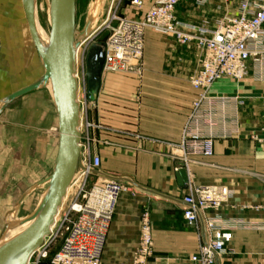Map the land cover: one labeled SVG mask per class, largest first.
Masks as SVG:
<instances>
[{"label": "crops", "instance_id": "0c3cea01", "mask_svg": "<svg viewBox=\"0 0 264 264\" xmlns=\"http://www.w3.org/2000/svg\"><path fill=\"white\" fill-rule=\"evenodd\" d=\"M131 1L124 0L121 16L140 19L154 2L142 0L144 4L139 9ZM200 1L181 0L177 17L196 25L224 17L226 11L219 9L224 4L219 0L207 4ZM227 12L231 16L237 14V0H231ZM29 34L23 1L0 0V100L42 76V64L29 46ZM200 56L194 46H180L173 38L147 30L141 75L102 74L97 99L84 114L88 121L103 127L90 130V152L101 159L99 172L130 178L180 202L188 194L189 185L228 187L232 198L218 212L222 222L230 226L238 221L259 228L231 231L226 253L216 258V264H264V209H257L264 207V145L252 139L253 135L263 137L264 69L260 73L250 62L243 80L225 79L210 90L211 98H238L243 104L229 103L224 114L216 106L218 125L214 131L219 136L214 141V153L211 157L190 156L185 168L188 183L181 185L178 172L185 163L177 146L187 130L195 97L189 79L198 69ZM47 88L32 93H39L50 107L55 162L57 113ZM209 109L208 103L202 106L201 118ZM200 130L203 135L208 134L206 126ZM222 132L226 133L225 138L220 135ZM131 189L135 195L126 192L120 197L101 264L132 262L140 242L144 211L150 216L154 243L148 264H191L190 257L208 239L207 230L205 237L202 234L200 218L198 231L187 224L181 203ZM201 215L205 223L215 213Z\"/></svg>", "mask_w": 264, "mask_h": 264}, {"label": "built area", "instance_id": "2783aa9c", "mask_svg": "<svg viewBox=\"0 0 264 264\" xmlns=\"http://www.w3.org/2000/svg\"><path fill=\"white\" fill-rule=\"evenodd\" d=\"M180 1L154 0L140 19L114 12L99 32L109 30V36L103 43V72L128 71L141 75L140 60L144 54L147 30L173 38L180 46H194L201 52L198 69L189 79L195 97L187 130L182 142L177 146L182 152L184 168L187 169L190 156L211 157L214 153V141L219 136L214 131L218 125L215 122L216 106L220 107L224 114L229 103L243 104L238 98H211L209 92L213 86L225 79L243 80L248 75L250 62L263 73L264 0H237V14L234 16L227 12L231 0H219L224 4L219 6V9L226 11L224 17L214 22L204 20L201 25L181 21L177 17L176 8ZM209 1L211 0L200 2L207 4ZM143 4L142 0L131 1V5L139 9ZM91 44L89 38L78 48L83 70ZM86 93L87 85H84L82 96L78 97L81 116L86 114L92 104L88 102ZM205 103L209 104L210 109L208 114L201 118L200 112ZM81 122L82 168H78L71 183L72 189H75L74 195L66 210L57 215L50 235L34 252L28 264H39L43 261L49 264H101L107 234L120 197L123 193L132 192L130 187L121 182L95 177L93 172L100 169L101 159L90 152L89 132L103 127L83 119V116ZM201 126L208 128L207 135L201 133ZM192 127L194 128L191 129ZM261 132L263 137L253 135L252 139L264 145V124ZM220 135L226 137L225 132ZM231 198L232 191L226 186L189 185V192L183 198V202L190 206L184 210L187 224L199 231L196 210L201 214L208 211L215 213L214 217L205 219L208 239L199 247L198 252L190 257L191 264H216V258L226 253V246L232 238L231 231L240 227L259 228L238 221L232 222L230 226L222 222L218 212ZM153 251L150 216L148 211H144L140 219L139 246L130 264H148Z\"/></svg>", "mask_w": 264, "mask_h": 264}, {"label": "water", "instance_id": "95a60500", "mask_svg": "<svg viewBox=\"0 0 264 264\" xmlns=\"http://www.w3.org/2000/svg\"><path fill=\"white\" fill-rule=\"evenodd\" d=\"M25 10L29 33L35 46L37 56L41 62L43 75L32 84L13 92L0 100V115L11 103L34 91L51 85V95L57 113L58 147L52 172L45 179L30 187L20 198L19 204L25 196L35 188L44 185L41 201L34 211L17 222L18 226H25L18 234L3 241V236L11 226L6 223L0 232V264H28L34 252L50 235L60 207L71 186L72 180L81 163V112L79 97V81L77 78V57L80 46L76 30V0H49V39L43 43L36 28L37 0H22ZM87 24L81 33L88 35ZM103 43L91 44L85 59L87 79V100L94 103L101 85L105 52ZM95 175L115 180L133 188L136 192L181 203L185 209L190 208L170 196L160 194L144 188L130 178L106 175L99 171ZM180 184L188 183V174L185 168L178 172ZM201 222L202 234L206 236V226L199 210H196ZM206 243V241H205Z\"/></svg>", "mask_w": 264, "mask_h": 264}, {"label": "rangeland", "instance_id": "374dc122", "mask_svg": "<svg viewBox=\"0 0 264 264\" xmlns=\"http://www.w3.org/2000/svg\"><path fill=\"white\" fill-rule=\"evenodd\" d=\"M123 3L124 0H76L78 37L82 36L81 33L89 23L90 42L92 44L104 43L109 36V30L99 32L97 29L109 19L110 14L114 12L120 14ZM36 6L39 21L49 33L47 0H37ZM29 44L34 56L37 57L36 49L30 38ZM79 62L77 74L79 95L82 96L87 79L85 66L83 70L80 59ZM43 71L42 66V74ZM104 73L110 74L111 72ZM114 73L134 74L128 71ZM44 99L37 92L21 97L14 101L0 117V232L6 223L11 224L9 231L16 229L18 227L16 223L33 212L44 193V185L32 190L20 204L19 200L30 187L49 176L52 170L56 153L50 133L53 116L50 115V107ZM85 115H82L83 119ZM91 186L89 183V187ZM74 190L73 188L67 192L61 208L62 212L66 210L74 195ZM44 263L47 261L39 264Z\"/></svg>", "mask_w": 264, "mask_h": 264}, {"label": "bare ground", "instance_id": "6f19581e", "mask_svg": "<svg viewBox=\"0 0 264 264\" xmlns=\"http://www.w3.org/2000/svg\"><path fill=\"white\" fill-rule=\"evenodd\" d=\"M38 6V5H37ZM37 6H36V10H35V16H36V28H37V32H38V35H39V37H40V39H41V41L43 42V43H46L47 41H48V39H49V33H48V31H46L45 30V28L41 25V23H40V21H39V17H38V9H37ZM48 6H49V0H47V16H48ZM45 17V16H44ZM41 19V18H40ZM48 21H49V17H48ZM43 22V21H42ZM104 23H105V21L102 23V25L100 26V28L99 29H97V31H99L103 26H104ZM31 37V36H30ZM91 37V34H89L88 33V35H87V37H84L83 35L82 36H80L79 37V42H80V44H83L86 40H88L89 38ZM78 60H77V63L79 62V51H78V58H77ZM44 72V71H43ZM43 75V74H42ZM48 87H49V89L51 90V85L49 84L48 85ZM47 88V87H46ZM80 130H81V122H80V128H79ZM69 190H72V187L70 186L69 187V189H68V191ZM67 191V192H68ZM71 193V192H70ZM70 195V194H69ZM67 196V195H66ZM42 197H43V195H41V197H40V200H39V202L41 201V199H42ZM66 198V197H65ZM65 198H64V200H63V203H64V201H65ZM38 202V203H39ZM63 206V205H62ZM62 206L60 207V209H59V212H58V215L59 214H61V212H62V210H61V208H62ZM61 211V212H60ZM23 228H25V226H18L16 229H14V230H12V231H7V233L3 236V241H5V240H7V239H9V238H12L13 236H15L16 234H18Z\"/></svg>", "mask_w": 264, "mask_h": 264}]
</instances>
